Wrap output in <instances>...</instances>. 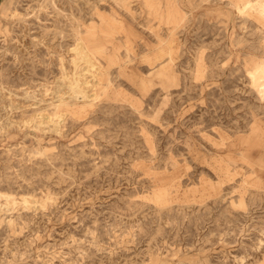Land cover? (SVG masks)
Masks as SVG:
<instances>
[{
	"label": "rangeland",
	"instance_id": "rangeland-1",
	"mask_svg": "<svg viewBox=\"0 0 264 264\" xmlns=\"http://www.w3.org/2000/svg\"><path fill=\"white\" fill-rule=\"evenodd\" d=\"M0 264H264V0H0Z\"/></svg>",
	"mask_w": 264,
	"mask_h": 264
},
{
	"label": "bare ground",
	"instance_id": "bare-ground-1",
	"mask_svg": "<svg viewBox=\"0 0 264 264\" xmlns=\"http://www.w3.org/2000/svg\"><path fill=\"white\" fill-rule=\"evenodd\" d=\"M78 81V80H77ZM74 83V82H73ZM76 88V87H75ZM78 90V89H77ZM79 91V90H78ZM61 117V116H60Z\"/></svg>",
	"mask_w": 264,
	"mask_h": 264
}]
</instances>
